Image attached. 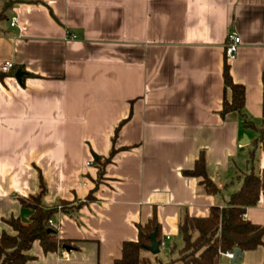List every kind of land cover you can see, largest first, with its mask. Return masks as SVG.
<instances>
[{"label": "crops", "instance_id": "0c3cea01", "mask_svg": "<svg viewBox=\"0 0 264 264\" xmlns=\"http://www.w3.org/2000/svg\"><path fill=\"white\" fill-rule=\"evenodd\" d=\"M7 1L0 66L16 67L0 69V235L13 233L6 218L29 222L21 198L43 190L71 248L36 240L26 264H112L154 216L176 256L180 224L196 235L194 218L264 168V0ZM231 30L241 44L228 60ZM226 64L245 86V120L222 113ZM202 154L218 194L188 173ZM245 216L264 226V194ZM218 264H264V244Z\"/></svg>", "mask_w": 264, "mask_h": 264}, {"label": "trees", "instance_id": "16d2710c", "mask_svg": "<svg viewBox=\"0 0 264 264\" xmlns=\"http://www.w3.org/2000/svg\"><path fill=\"white\" fill-rule=\"evenodd\" d=\"M14 1H7V4ZM4 17L5 13L0 12V19ZM224 83L230 89L231 97L224 99L222 113L237 111L245 120V86L234 81L227 64L224 69ZM255 170L252 167L240 175L241 187L230 195L224 207L213 206L208 216L194 218L196 235L191 233L188 222H182L179 229L184 240L183 246L176 256H173L172 249L170 260L161 261L160 264H218L221 252L235 248L242 251L253 250L263 245L264 226L253 223L245 216L247 207L256 205L264 194V168L258 172ZM188 173L199 178L206 193L215 195L220 192V188L206 172L203 154L197 160L196 168ZM43 193L42 190L38 195L21 198L22 204L32 209L29 222L23 223L15 216L4 219L13 229V233L4 231L0 235V264H26L31 257L28 250L36 240L45 252L69 246V242L58 237L56 227L49 224L55 209L42 206ZM157 226L155 216L145 224H139L138 238L123 242L120 256L112 264H151V260L142 255V252L147 250L145 246L150 244L149 236Z\"/></svg>", "mask_w": 264, "mask_h": 264}, {"label": "built area", "instance_id": "2783aa9c", "mask_svg": "<svg viewBox=\"0 0 264 264\" xmlns=\"http://www.w3.org/2000/svg\"><path fill=\"white\" fill-rule=\"evenodd\" d=\"M18 22V19L15 18L12 20V25H15ZM71 37H75V35H71ZM241 44V37L235 30H231L228 34V43L225 48L226 57L228 60L234 59L239 51V47ZM15 63L11 60L5 61L3 64H1L0 69L2 72H9L12 69H14ZM49 224L55 226V223L52 219L49 220ZM165 241L162 240L161 247L165 245ZM223 256H226L227 258L233 259L234 258V250H229L226 252H221ZM64 257H69V253L67 251H64L63 253Z\"/></svg>", "mask_w": 264, "mask_h": 264}, {"label": "water", "instance_id": "95a60500", "mask_svg": "<svg viewBox=\"0 0 264 264\" xmlns=\"http://www.w3.org/2000/svg\"><path fill=\"white\" fill-rule=\"evenodd\" d=\"M158 230L155 229L151 234H150V244L146 245V249L149 250L152 254H158L161 251V244L162 240L158 239L157 237ZM67 250H70V246L65 245L64 246ZM243 254V251L240 248H235L234 250V262L238 261V257Z\"/></svg>", "mask_w": 264, "mask_h": 264}, {"label": "rangeland", "instance_id": "374dc122", "mask_svg": "<svg viewBox=\"0 0 264 264\" xmlns=\"http://www.w3.org/2000/svg\"><path fill=\"white\" fill-rule=\"evenodd\" d=\"M168 251L166 248L162 247L160 253L157 254L158 259H161L162 261H167L170 257H168Z\"/></svg>", "mask_w": 264, "mask_h": 264}]
</instances>
